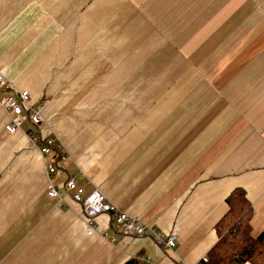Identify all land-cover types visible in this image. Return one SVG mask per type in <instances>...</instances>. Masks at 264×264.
I'll return each instance as SVG.
<instances>
[{"label": "crops", "instance_id": "1", "mask_svg": "<svg viewBox=\"0 0 264 264\" xmlns=\"http://www.w3.org/2000/svg\"><path fill=\"white\" fill-rule=\"evenodd\" d=\"M0 71V97L44 101L38 134L67 153L49 175L35 126L6 133L0 108V264H196L235 187L264 229V0H0ZM67 175L174 248L107 213L87 233L69 194H46Z\"/></svg>", "mask_w": 264, "mask_h": 264}, {"label": "built area", "instance_id": "2", "mask_svg": "<svg viewBox=\"0 0 264 264\" xmlns=\"http://www.w3.org/2000/svg\"><path fill=\"white\" fill-rule=\"evenodd\" d=\"M0 88L11 90L12 84L5 78L0 71ZM45 102L41 101L37 104H31L29 92L27 90H19L0 97V108L8 114V121L4 126V130L8 134H13L20 129L23 121H29L35 126L34 130L27 133L29 140L39 148L40 154L47 155L54 153V160H48L45 163V170L49 175L64 170L66 167L67 153L64 146L55 137H40L37 129L42 125L41 110ZM37 128V129H36ZM69 194L70 198L80 205L83 214L84 229L87 233L95 229L94 218L101 214H110L112 221L118 226L119 230L126 235H147L153 242L165 249L171 250L176 243V232L171 230L163 232L154 228L144 220L130 216L120 211L111 204L105 195L96 187L86 190L83 186L77 184V180L73 175H67L62 187L48 186L46 194L50 198L62 200L61 193ZM207 256H201V261H207ZM147 263V260L144 261ZM183 264V263H178Z\"/></svg>", "mask_w": 264, "mask_h": 264}, {"label": "trees", "instance_id": "3", "mask_svg": "<svg viewBox=\"0 0 264 264\" xmlns=\"http://www.w3.org/2000/svg\"><path fill=\"white\" fill-rule=\"evenodd\" d=\"M227 209L214 224L216 242L207 252V261L196 264H263L264 229L256 236L250 234L249 219L252 214L245 192L233 188L225 197ZM122 264H140L130 258Z\"/></svg>", "mask_w": 264, "mask_h": 264}]
</instances>
